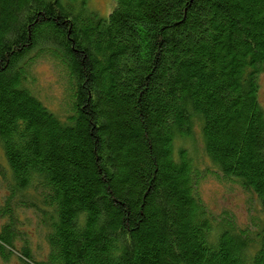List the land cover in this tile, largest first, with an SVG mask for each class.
Returning <instances> with one entry per match:
<instances>
[{
    "label": "trees",
    "instance_id": "16d2710c",
    "mask_svg": "<svg viewBox=\"0 0 264 264\" xmlns=\"http://www.w3.org/2000/svg\"><path fill=\"white\" fill-rule=\"evenodd\" d=\"M90 4L0 0L1 264H264V0ZM208 177L259 203L250 225L204 202Z\"/></svg>",
    "mask_w": 264,
    "mask_h": 264
},
{
    "label": "rangeland",
    "instance_id": "374dc122",
    "mask_svg": "<svg viewBox=\"0 0 264 264\" xmlns=\"http://www.w3.org/2000/svg\"><path fill=\"white\" fill-rule=\"evenodd\" d=\"M90 7L97 9L102 16H106L112 6L111 0H91ZM31 72L34 77L33 89L38 97L47 105L52 111L58 114L62 113V108L65 105V91L62 77L55 69L53 63L47 58H39L32 66ZM59 73V75H58ZM260 100L264 108V73L260 77ZM61 112V113H60ZM201 143L200 133L196 131L197 153L196 158L204 165L207 163L206 157L203 154V145ZM206 162H205V160ZM200 162V163H201ZM0 163H5L2 149L0 148ZM203 165L200 169L203 170ZM6 189L0 182V205L6 197ZM200 192L202 198L208 206L215 212L227 211L234 216L238 226L245 227L251 224L252 218L257 217L259 203L253 201L251 195L242 190L240 187L232 184H226L208 177L202 180L200 184ZM24 222V231L30 233L33 238V249L35 252L38 247H44L42 236L44 232L40 226L39 220L34 216V211L28 210L21 215ZM1 223V221H0ZM44 251V249H43ZM2 260L0 259V264Z\"/></svg>",
    "mask_w": 264,
    "mask_h": 264
}]
</instances>
